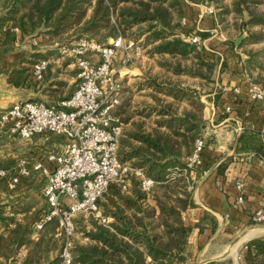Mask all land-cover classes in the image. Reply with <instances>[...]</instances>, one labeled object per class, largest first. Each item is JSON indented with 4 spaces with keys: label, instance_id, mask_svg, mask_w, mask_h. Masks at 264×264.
I'll return each instance as SVG.
<instances>
[{
    "label": "crops",
    "instance_id": "crops-1",
    "mask_svg": "<svg viewBox=\"0 0 264 264\" xmlns=\"http://www.w3.org/2000/svg\"><path fill=\"white\" fill-rule=\"evenodd\" d=\"M3 2L0 0V5ZM208 6H213L215 11L198 20L197 14ZM179 9L181 13L175 12V19L189 30H198L205 47L195 46L185 54L159 52L154 49L159 39L147 42L148 34L138 37L145 50L155 53L128 65L119 64L123 88L121 102L114 112L123 121L122 137L130 132L154 130L185 132L183 117L188 112H198V119L194 117L192 121L200 123L205 148L202 164L191 172L195 181L194 205L183 212L191 231L184 251L186 260L178 264H264L250 258L247 245L255 238H264V224L252 221L253 212L264 201V101L253 100L248 95L251 83L264 86V0H180ZM244 10L249 11L248 20ZM91 12L92 7L88 16ZM3 13L0 10V15ZM183 17H187L186 24L182 23ZM181 28L176 31L181 32ZM243 34V40L237 44ZM58 42L48 35L45 38L20 35L12 43L0 46V111L20 99L59 104L72 94L79 70L74 68L75 60L64 52L52 56L44 80L29 76L21 85L9 81L14 69L30 66L25 60L32 58V54H37L36 60L43 58ZM204 60L212 63V69L205 75ZM131 139L140 143L135 137ZM65 143L64 137L49 132L26 139L0 129V163L10 165L14 158L23 156L32 168L31 175L22 176L14 190L4 180L0 182V204H6L4 214L15 217L9 225L0 222V235L7 236L8 229L17 221L31 224L37 213L48 205L44 195L46 174L34 169V164L44 160L51 168L53 163L47 160V154L60 150ZM183 152L186 163L185 148ZM125 163L133 169L146 170L131 161ZM238 180L244 182L243 201H238ZM149 196L148 202L154 204L155 199L150 193ZM106 215L110 222L114 220L112 215ZM36 223H32L34 242L41 235ZM90 227L86 220L84 228ZM60 235L57 225L54 236ZM75 240L90 241L83 227L77 229ZM29 251L26 243H20L15 253L19 260L13 264L46 263L45 254L37 260L34 253L33 261L26 263L24 259ZM52 251H49L51 259L58 255L53 256ZM0 264H12L11 257L1 254Z\"/></svg>",
    "mask_w": 264,
    "mask_h": 264
},
{
    "label": "trees",
    "instance_id": "trees-1",
    "mask_svg": "<svg viewBox=\"0 0 264 264\" xmlns=\"http://www.w3.org/2000/svg\"><path fill=\"white\" fill-rule=\"evenodd\" d=\"M179 6L180 0H4L0 5L4 12L0 15V46L12 43L20 35H43L44 38L48 35L51 39L57 38L58 45H62L71 39L108 42L119 34L133 38L148 34L147 42L159 39L154 46L156 51L185 54L195 49V44L177 34V28H184L180 20L175 19V12L181 13ZM34 56L37 54L25 60L30 66L14 69L9 77L11 83L21 85L29 76L34 79L32 66L37 61ZM203 64L207 67L205 75L212 69V63L204 60ZM199 103L197 99V108ZM198 115V112L186 113L183 117L185 132L154 130L130 132L122 137L121 160L144 167L146 174L155 179L156 185L150 194L156 202H148L149 193L142 190L134 173L130 174L128 190H123L117 181L111 182L98 202L104 213L112 215L114 220L105 225L89 215L91 227L83 226V231L90 241L75 240L72 264H178L186 260L184 251L191 226L183 219V212L194 205L195 181L189 175L172 177L168 168L185 167L183 148L188 156L201 136L200 123L192 121L194 117L198 119ZM131 137L140 143H135ZM43 208L33 219L34 223L44 216L48 205ZM5 211L6 204H0V222L9 225L15 217L4 214ZM32 223L17 221L8 229L7 236L1 234L0 255L11 257L13 264L19 260L15 255L19 244L26 243L30 247L24 259L26 263L33 261L34 253L37 260L45 254V264H59V254L52 259L49 257L53 244L60 239L54 236L58 220L46 222L36 242L32 238ZM247 245L250 258L264 263V238H255Z\"/></svg>",
    "mask_w": 264,
    "mask_h": 264
},
{
    "label": "built area",
    "instance_id": "built-area-1",
    "mask_svg": "<svg viewBox=\"0 0 264 264\" xmlns=\"http://www.w3.org/2000/svg\"><path fill=\"white\" fill-rule=\"evenodd\" d=\"M214 11L213 6H208L197 14V19ZM182 23H187V17L182 18ZM183 27L178 35L195 44L198 49L205 47L198 30ZM120 48L140 54L142 43L138 38H127L123 34L108 42L79 39L73 47L79 66V80L69 97L59 104L20 99L0 114V128L11 134L30 139L36 134L49 132L66 140L63 148L47 154V160L53 163L51 168L44 160L34 164V169L46 174L44 195L48 202V210L36 227L42 228L46 222L58 220L59 231L64 238L59 264H72L78 214L92 215L100 223L109 224L110 218L98 200L111 182L117 181L123 190H128L130 174L134 173L140 180L142 190L151 193L156 185L155 179L144 170L133 169L120 157L124 126L120 116L114 112L121 102L123 88L122 68L114 65ZM87 49L96 52L99 59L84 56ZM50 62V58L43 57L33 63V74L37 80L44 79ZM248 95L253 100L264 101V86L251 83ZM204 148L205 140L200 136L187 156L185 167L171 169L170 176H191L192 170L203 162ZM31 173L32 168L26 157L19 158L15 171L8 172L6 168H0V175L6 176L10 190L17 187L22 176H30ZM236 186L239 190L238 201H243L244 182L238 180ZM252 221L264 223V201L253 212Z\"/></svg>",
    "mask_w": 264,
    "mask_h": 264
},
{
    "label": "rangeland",
    "instance_id": "rangeland-1",
    "mask_svg": "<svg viewBox=\"0 0 264 264\" xmlns=\"http://www.w3.org/2000/svg\"><path fill=\"white\" fill-rule=\"evenodd\" d=\"M168 4H169V2H168ZM175 18H176V16H175ZM134 30H136V29H134ZM177 34H180V32H178ZM127 38H131V37L127 36ZM71 40H68V41H70L69 43H65V44H62V45H57L56 48L50 50V52L48 53V55L45 56V57H48L51 60V58H52L53 55L57 56L59 53H63L64 52L63 54H66V56H68V58H73V60H75V62H76V58L77 57H76V52L74 51L73 47L77 44V42L79 40H76V39H71ZM141 43H142V51H141L140 54L133 53V51H130V50H124L123 48L118 49L117 54H116L115 59H114V65L116 67H120L119 64H121V65L127 64L128 65V64H131L133 61H135V60H137L139 58L142 59V57H145V56H147L150 53L151 54L155 53L154 51L150 52V49L145 50V47H144L145 45H143V41H141ZM96 54L97 53L94 52L93 50L87 49L85 51V53H84V56H86V57L94 60V59L97 58V55L98 54L97 55ZM128 54H130V56H128ZM54 64H56V63H54ZM74 68H75V70H79V66H78L77 62H76V65H75ZM56 70H59V67ZM61 70H64V69H61ZM77 83H76V86H77ZM1 112L2 111H0V114H1ZM3 131L6 132V133H9V132H7L5 130H3ZM21 157H23V156H18L16 158H14V161L10 165H8V164L2 165V163H0V168H6L8 170V172L13 171L14 169L17 168L18 160ZM3 180L6 182V176L4 177V176H1L0 175V182L2 183ZM191 187H192V183H190V185H189V188H191ZM87 217H89V216L88 215H85L83 213L78 214V216H77V229H79V230L82 229V227L86 223V220L88 221V218ZM76 233H77V231H76ZM79 235H80V233H79ZM59 238L60 239L56 243L53 244V245H55L53 247V251H52L53 252L52 253L53 256L56 255V254H59L60 255V250H61V247L63 246V242H64L63 235H60Z\"/></svg>",
    "mask_w": 264,
    "mask_h": 264
},
{
    "label": "water",
    "instance_id": "water-1",
    "mask_svg": "<svg viewBox=\"0 0 264 264\" xmlns=\"http://www.w3.org/2000/svg\"><path fill=\"white\" fill-rule=\"evenodd\" d=\"M244 16H245V19L248 20V18H249V11H248V10H244ZM244 35H245V34L239 36V38L237 39V44H239V43L243 40ZM263 224H264V223H263ZM228 253H229V252H227L226 254L222 255V257L226 256Z\"/></svg>",
    "mask_w": 264,
    "mask_h": 264
},
{
    "label": "bare ground",
    "instance_id": "bare-ground-1",
    "mask_svg": "<svg viewBox=\"0 0 264 264\" xmlns=\"http://www.w3.org/2000/svg\"><path fill=\"white\" fill-rule=\"evenodd\" d=\"M249 234H247V236H248ZM240 244V243H239ZM236 250V249H235Z\"/></svg>",
    "mask_w": 264,
    "mask_h": 264
}]
</instances>
